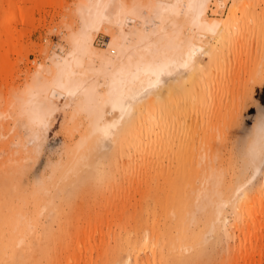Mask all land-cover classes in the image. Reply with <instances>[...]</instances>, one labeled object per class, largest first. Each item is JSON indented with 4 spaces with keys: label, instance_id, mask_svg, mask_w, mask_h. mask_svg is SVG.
<instances>
[{
    "label": "bare ground",
    "instance_id": "obj_1",
    "mask_svg": "<svg viewBox=\"0 0 264 264\" xmlns=\"http://www.w3.org/2000/svg\"><path fill=\"white\" fill-rule=\"evenodd\" d=\"M225 4L76 1L78 21L66 24V48L53 51L49 66L34 69L12 97L7 90L10 110L0 116L11 117L17 131L19 122L38 128L63 98V107L90 125L75 143L72 162L78 171L76 164L87 160L89 173L75 191L57 166L30 192L19 182L34 172L30 166L1 169L0 264H166L218 228L241 239L247 221L264 209V56L251 65L221 67L222 53L229 57L245 44L249 17L246 0H231L225 16H216ZM6 8L3 21L16 15L15 0ZM102 26L111 30L98 49L93 38ZM255 104L252 114L248 108ZM119 185L123 195L138 192L139 216L117 219L118 205L104 232L89 211L91 218H80L86 226L74 232L81 189H103L107 203ZM44 210L56 229L47 222L40 227ZM112 221L118 236L103 250L98 243L109 240ZM94 249L100 252L95 260L89 257Z\"/></svg>",
    "mask_w": 264,
    "mask_h": 264
},
{
    "label": "rangeland",
    "instance_id": "obj_2",
    "mask_svg": "<svg viewBox=\"0 0 264 264\" xmlns=\"http://www.w3.org/2000/svg\"><path fill=\"white\" fill-rule=\"evenodd\" d=\"M8 1L0 0V110L6 111L10 110L7 108L12 97L11 94L21 88L28 79L27 77L32 76L34 69L39 68L40 65L42 69H45L51 62V53L53 51L61 52L66 48V24L70 21L74 23L78 21L74 10L77 0H15L16 15L3 21V15L8 9L6 8ZM225 2L226 4L222 7H217L220 9V14L216 16H225L227 13L231 0H225ZM246 2L248 4L244 5L245 13L249 17L245 18L246 21L243 24V30L246 33L245 44L242 48H238L237 53L230 54L229 57L222 53L223 64L222 60L219 62L222 64L221 67L225 65V62H229V66L231 63L233 65L236 63V67H240L242 62L249 65L251 62L256 63L261 59V56H264V20H262L264 15H262V19H259L260 15L264 14V0H246ZM212 7L214 4L213 6L210 4V8L214 9ZM20 15L22 20L19 18ZM109 30L111 29L102 26L94 33L93 45L96 48L102 49L108 42ZM204 58V62L207 63V57ZM245 64L243 63V65ZM227 66L225 68L231 69ZM7 90L11 96L9 98ZM4 91H6V97H4ZM260 96L264 97V86L261 88ZM57 101L61 108H58L49 120H45V123L43 121L38 128L29 130L25 126L21 127L20 122L16 121V124L19 122L17 125L19 131H17L12 125L11 117L0 116V172L1 169L8 166L9 168L18 165L30 166L34 172L20 176L19 180L20 185L28 188L30 192L40 184L47 183L53 177V170H56L57 166L65 170L64 174L70 180L71 185L74 184L75 191L85 183V178L87 179L89 173L90 166L86 164L87 160L82 161V164H76L80 169L78 171L72 168L74 167L72 162L75 143L81 134L90 131V125L78 115L74 118L71 109L68 106L63 107V98L58 97ZM255 107L256 104L250 106L248 111L255 114ZM8 111L5 113L8 114ZM112 117L113 115H109V118ZM7 129L9 131L4 133ZM77 172L78 175L81 173L80 176L77 175ZM82 174L83 179H81ZM259 177L260 175L256 177V180ZM118 178L120 180L122 177ZM147 185L150 189L154 188L151 181L147 182ZM118 187L122 196L124 187L120 185ZM115 189L113 196L115 194L117 198L114 197L115 199L112 198L107 203H103V197H106L107 194L103 189L99 187L94 189L91 186L86 187L85 190L81 189L79 198L81 197L82 206L76 213L77 215L75 214L74 232L86 226L88 221H82L80 218H91L88 215L89 211L94 215L93 218L97 219L96 224L104 232L109 226L107 221L110 214L118 205L121 207L115 215L117 219H122V216L130 214L134 218L139 216L138 192L131 191L129 196L123 195L119 198L120 194ZM132 189L134 188L132 187ZM103 194L105 195L103 196ZM26 211L32 218L34 214L32 201L27 202ZM39 219L40 227L41 224L47 222L52 229L57 228V223L50 221L45 210L39 215ZM119 221L122 222V220ZM112 222L114 225L110 224L109 240L107 241L104 236V239L102 238L103 240L101 239L98 243V246L105 245L103 250L107 247L109 250L115 242L116 238L114 239V237L118 236L115 222ZM194 230L195 232L199 231L197 227ZM113 231L114 234H112ZM228 232L229 230L218 228L216 233H207L204 240H197L189 246H183L180 252L168 258L166 264H264V209L258 211L253 218L247 221L240 234L241 239L239 237L232 239V234H227ZM98 250L94 249L89 257L93 260L99 257ZM98 264L103 263L98 261Z\"/></svg>",
    "mask_w": 264,
    "mask_h": 264
},
{
    "label": "snow or ice",
    "instance_id": "obj_3",
    "mask_svg": "<svg viewBox=\"0 0 264 264\" xmlns=\"http://www.w3.org/2000/svg\"><path fill=\"white\" fill-rule=\"evenodd\" d=\"M262 111H264V109H262ZM261 130L264 131V120H262Z\"/></svg>",
    "mask_w": 264,
    "mask_h": 264
}]
</instances>
